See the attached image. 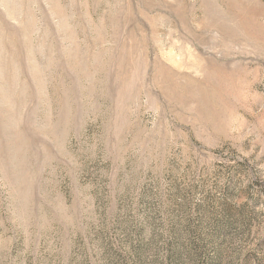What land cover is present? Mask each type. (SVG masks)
I'll use <instances>...</instances> for the list:
<instances>
[{
  "label": "rangeland",
  "instance_id": "1",
  "mask_svg": "<svg viewBox=\"0 0 264 264\" xmlns=\"http://www.w3.org/2000/svg\"><path fill=\"white\" fill-rule=\"evenodd\" d=\"M0 264H264V0H0Z\"/></svg>",
  "mask_w": 264,
  "mask_h": 264
}]
</instances>
